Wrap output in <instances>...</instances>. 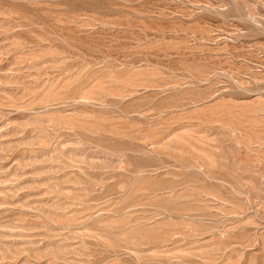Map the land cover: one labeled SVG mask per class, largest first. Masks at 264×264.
Listing matches in <instances>:
<instances>
[{"label": "rangeland", "instance_id": "374dc122", "mask_svg": "<svg viewBox=\"0 0 264 264\" xmlns=\"http://www.w3.org/2000/svg\"><path fill=\"white\" fill-rule=\"evenodd\" d=\"M0 264H264V0H0Z\"/></svg>", "mask_w": 264, "mask_h": 264}]
</instances>
